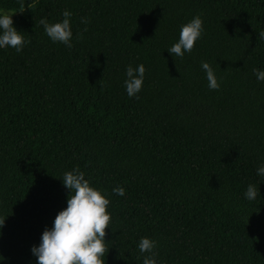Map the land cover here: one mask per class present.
I'll list each match as a JSON object with an SVG mask.
<instances>
[{
	"label": "trees",
	"instance_id": "16d2710c",
	"mask_svg": "<svg viewBox=\"0 0 264 264\" xmlns=\"http://www.w3.org/2000/svg\"><path fill=\"white\" fill-rule=\"evenodd\" d=\"M0 10L29 41L0 49V264H36L31 248L67 206L61 179L73 168L108 194L105 264H142L141 237L157 242L159 264H264V82L253 72L264 69V0H0ZM65 10L71 48L39 24ZM196 15L202 36L173 57ZM129 64L146 69L136 97Z\"/></svg>",
	"mask_w": 264,
	"mask_h": 264
},
{
	"label": "clouds",
	"instance_id": "9594fccd",
	"mask_svg": "<svg viewBox=\"0 0 264 264\" xmlns=\"http://www.w3.org/2000/svg\"><path fill=\"white\" fill-rule=\"evenodd\" d=\"M14 13L11 10H0V49L14 48L20 53L29 41L24 39L22 31H18L13 26ZM62 15L63 19L55 23H50L46 17H41L39 24L43 26L45 34L52 42L71 48L73 36L71 12L65 10ZM203 31L202 17L194 16L181 25L178 40L167 51L173 57H183L184 53L191 52ZM258 35L264 39V32ZM200 67L205 73L208 88L218 89L220 85L210 64L202 61ZM145 72L143 64L135 67L129 64L126 67L124 88L129 97H136L141 91ZM253 72L257 81L264 82V69H254ZM256 175L264 177V163L257 166ZM61 180L63 186L70 190L67 206L57 213L51 228L45 227L39 244L31 248L32 254L36 257V264H105L103 259L107 244L105 229L109 228L111 218V213L107 211L110 203L108 194L92 186L85 178V173L78 168L66 171ZM112 191L119 196L125 194L122 186H117ZM258 191L257 185L248 184L244 192L245 199L254 200ZM156 245L157 242L149 237L139 239L137 244L139 253H147L143 256L142 264H159L154 251ZM3 259L4 257L0 261Z\"/></svg>",
	"mask_w": 264,
	"mask_h": 264
}]
</instances>
